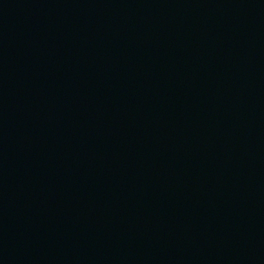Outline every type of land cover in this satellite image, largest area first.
<instances>
[{
	"label": "water",
	"instance_id": "1",
	"mask_svg": "<svg viewBox=\"0 0 264 264\" xmlns=\"http://www.w3.org/2000/svg\"><path fill=\"white\" fill-rule=\"evenodd\" d=\"M0 179L79 264H264V0H0Z\"/></svg>",
	"mask_w": 264,
	"mask_h": 264
}]
</instances>
